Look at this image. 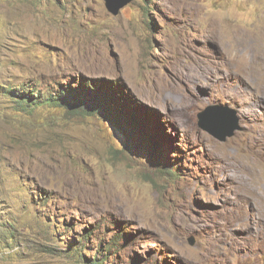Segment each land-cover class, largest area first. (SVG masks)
Segmentation results:
<instances>
[{
  "label": "rangeland",
  "instance_id": "obj_1",
  "mask_svg": "<svg viewBox=\"0 0 264 264\" xmlns=\"http://www.w3.org/2000/svg\"><path fill=\"white\" fill-rule=\"evenodd\" d=\"M86 79L119 93L153 146L132 148L101 115H30L10 92ZM4 234L0 264H85L107 243L103 264H264V0H129L117 13L0 0Z\"/></svg>",
  "mask_w": 264,
  "mask_h": 264
},
{
  "label": "trees",
  "instance_id": "obj_2",
  "mask_svg": "<svg viewBox=\"0 0 264 264\" xmlns=\"http://www.w3.org/2000/svg\"><path fill=\"white\" fill-rule=\"evenodd\" d=\"M148 3V0H144ZM86 79V83H82L83 87L72 86V83H61L60 87L56 91H48L45 94L42 90L39 89H28L29 84H23L22 90L17 88H10L11 93H15V101L18 102L21 109L30 115H33L36 112L38 107H45L49 111L57 115L60 112L63 115H79L82 117H94L100 116L103 120L110 122L112 128L119 135L122 134L125 141L130 142L131 146L135 145L136 139L144 141L145 145L153 146L154 143V132L151 129V126L145 123L140 115H132L127 109L123 106L122 99H119V93L113 91L110 88L103 89L99 84L94 83V86H90ZM109 92V93H107ZM111 95L113 96L111 98ZM122 107V109H121ZM63 118L59 115V119ZM146 128V131L142 130ZM150 135H147V134ZM121 136V135H119ZM137 145V144H136ZM133 148V146H132ZM158 156L161 158L160 152ZM154 156V155H153ZM163 160V158H161ZM165 168L169 173L177 175V170L174 168V164H166ZM8 231V230H6ZM4 231V232H6ZM6 238V239H3ZM13 238L12 235L4 234L0 237V241L6 242L7 239ZM117 244L115 243L112 246V249L115 248ZM109 247V244H106L105 250H101L102 259L94 258L91 260H85V264H103L105 258L108 257L110 251L112 250Z\"/></svg>",
  "mask_w": 264,
  "mask_h": 264
},
{
  "label": "water",
  "instance_id": "obj_3",
  "mask_svg": "<svg viewBox=\"0 0 264 264\" xmlns=\"http://www.w3.org/2000/svg\"><path fill=\"white\" fill-rule=\"evenodd\" d=\"M111 10L115 13H117L120 9V6H123L127 3L129 0H122L120 3H115L117 0H106ZM204 113H202L203 115ZM238 120V118H237ZM204 126H206L210 131L215 133L216 135L220 133V128L217 125H213L212 122L204 121Z\"/></svg>",
  "mask_w": 264,
  "mask_h": 264
},
{
  "label": "bare ground",
  "instance_id": "obj_4",
  "mask_svg": "<svg viewBox=\"0 0 264 264\" xmlns=\"http://www.w3.org/2000/svg\"><path fill=\"white\" fill-rule=\"evenodd\" d=\"M192 78H193V77H192ZM180 106H181V105H180ZM256 196H257V195H256ZM257 200H258V199H257ZM257 200H256V201H257ZM254 201H255V200H254Z\"/></svg>",
  "mask_w": 264,
  "mask_h": 264
}]
</instances>
